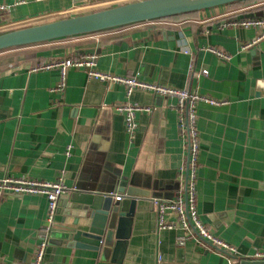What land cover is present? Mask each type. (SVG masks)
<instances>
[{
    "label": "crops",
    "instance_id": "0c3cea01",
    "mask_svg": "<svg viewBox=\"0 0 264 264\" xmlns=\"http://www.w3.org/2000/svg\"><path fill=\"white\" fill-rule=\"evenodd\" d=\"M100 1L0 0V31L88 13ZM249 17L264 18V0L0 51V179H60L70 190L60 197L55 232L72 226L73 194L123 199L117 191L121 181L138 193L119 238L103 237L97 252L51 235L42 264H229L231 256L196 236L179 245L183 230L157 226L154 200L169 201L184 186L175 98L138 89L126 95L123 85L89 78L77 67L67 70L62 92H51L59 72L33 70L91 55L99 71L220 101L196 104L195 207L206 227L236 249L235 264L264 251V37L258 38L263 29L230 24ZM209 47L229 58L220 59ZM203 68L208 73L196 76ZM126 102L147 108L135 112L132 137L117 109ZM46 212L42 194L3 198L0 264L32 258ZM167 218L174 220L172 214Z\"/></svg>",
    "mask_w": 264,
    "mask_h": 264
},
{
    "label": "built area",
    "instance_id": "2783aa9c",
    "mask_svg": "<svg viewBox=\"0 0 264 264\" xmlns=\"http://www.w3.org/2000/svg\"><path fill=\"white\" fill-rule=\"evenodd\" d=\"M126 1L137 0H102L100 5H109L110 7L119 5L120 3H127ZM80 4L79 6H83ZM84 8V7H80ZM5 9L0 5V11ZM232 25L240 27H255L263 30L258 35V38L264 37V18L249 17L242 20H232ZM209 51L214 52L220 59L227 60L229 55L226 52L218 49L208 48ZM71 67L83 69L87 76L92 79L107 83L109 85L119 84L125 87L126 95H129L132 90L150 91L154 95L161 97H170L176 99L177 122L179 129V137L185 148V173L184 186L180 191L169 201L154 200L157 210V226L160 229L178 228L185 233L178 237L177 242L183 245L189 236H196L198 239L205 241L212 247L231 254L229 264L238 263V258L232 255L236 254V249L214 235L200 219L195 207V184H196V167H197V153H198V131L196 127V104L199 101L207 102L209 104H218L216 101L208 96L202 95L197 91H192L186 88L178 89L157 83H151L137 77H128L121 75H114L107 72H102L96 69L95 56H79L60 60L51 61L37 65L33 70L56 69L59 72L58 82L50 88L51 92H62L65 88L66 73ZM207 69L203 68L195 72L196 76L206 75ZM123 112L125 130L129 137H132L136 128L135 112L137 110L145 109L136 104L124 103L117 107ZM69 146L66 153L69 154ZM182 167V168H183ZM70 189L60 180L54 181L30 179L26 177H5L0 179V203L8 194H22L33 193L42 194L47 200V212L45 217V224L43 226V235L40 237L32 258L22 264H42L48 238L54 227V217L58 209L60 197L67 193ZM114 201H120L121 197L116 196ZM172 214L174 220L168 219L167 215ZM256 260H264V251L256 252L253 257ZM264 264V263H262Z\"/></svg>",
    "mask_w": 264,
    "mask_h": 264
},
{
    "label": "water",
    "instance_id": "95a60500",
    "mask_svg": "<svg viewBox=\"0 0 264 264\" xmlns=\"http://www.w3.org/2000/svg\"><path fill=\"white\" fill-rule=\"evenodd\" d=\"M239 0H137L84 14L64 17L0 33V51L25 47L56 39L89 35L155 19L223 6ZM124 193L121 201L106 194H73L68 198L69 212L74 217L71 225L50 236L65 240L67 246L100 252L104 238H119L120 223L131 215L134 188L125 181L117 188ZM74 226V227H73ZM104 237V238H103ZM110 238V239H111ZM107 244V243H106ZM118 245V242L116 243ZM242 260V259H241ZM243 264H262L264 260L247 258Z\"/></svg>",
    "mask_w": 264,
    "mask_h": 264
},
{
    "label": "trees",
    "instance_id": "16d2710c",
    "mask_svg": "<svg viewBox=\"0 0 264 264\" xmlns=\"http://www.w3.org/2000/svg\"><path fill=\"white\" fill-rule=\"evenodd\" d=\"M254 1L255 0H239V1H236V2H232V3L226 4L225 6L236 7L238 5L248 4V3H251V2H254ZM196 12H198V11H193V12L184 13V14L175 15V16H170V17L161 18V19H155V20H152V21H160L162 19H171V18L181 17V16H184V15L186 16V15L193 14V13H196ZM122 27H125V26H122ZM117 28H119V27H117ZM114 29H116V28H114ZM80 36H84V35H80ZM74 37H79V36H74ZM69 38H73V37H66V38H61V39H69ZM61 39H56V40H53V41H57V40H61ZM11 49H13V48H11Z\"/></svg>",
    "mask_w": 264,
    "mask_h": 264
},
{
    "label": "rangeland",
    "instance_id": "374dc122",
    "mask_svg": "<svg viewBox=\"0 0 264 264\" xmlns=\"http://www.w3.org/2000/svg\"><path fill=\"white\" fill-rule=\"evenodd\" d=\"M126 2H130V1H126ZM132 2V1H131ZM121 4V3H120ZM108 7H110V4L108 5H102V6H100V7H97V8H94L93 9V11H96V10H100L101 8H103V9H105V8H108ZM12 30V29H11ZM8 31V30H7ZM4 32H6V31H4ZM0 33H1V31H0ZM3 33V32H2Z\"/></svg>",
    "mask_w": 264,
    "mask_h": 264
}]
</instances>
